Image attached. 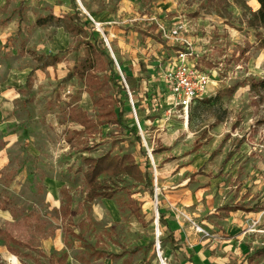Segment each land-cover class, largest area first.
I'll return each instance as SVG.
<instances>
[{
  "label": "rangeland",
  "instance_id": "obj_1",
  "mask_svg": "<svg viewBox=\"0 0 264 264\" xmlns=\"http://www.w3.org/2000/svg\"><path fill=\"white\" fill-rule=\"evenodd\" d=\"M20 1L0 0L2 22L23 18L0 54L16 96L0 171V256L11 261L0 264H183L160 229L158 203L184 233L181 243L213 264H264V90L251 87L264 78L256 1L75 0L74 10L69 0H31L35 19L54 16L42 27L28 24ZM83 23L98 32L122 83L137 81L122 101L142 148L108 123L117 89L106 59L91 63ZM179 27L188 44L170 39ZM181 50L209 76L186 116L165 80ZM79 114L85 127L70 121ZM103 155L129 156L140 175L147 166L153 195L142 176H104L112 198L90 201L83 158Z\"/></svg>",
  "mask_w": 264,
  "mask_h": 264
},
{
  "label": "trees",
  "instance_id": "obj_2",
  "mask_svg": "<svg viewBox=\"0 0 264 264\" xmlns=\"http://www.w3.org/2000/svg\"><path fill=\"white\" fill-rule=\"evenodd\" d=\"M74 10H76V4L75 0H69ZM258 5V10L254 13V16L257 18V20L264 24V0H255ZM23 5L19 7V9H22ZM53 16L48 15L44 18H38L36 20V25L38 27L46 26L49 23L53 21ZM71 19L75 20L76 22L80 23L79 14L77 12H74L72 14ZM83 29L84 35L86 38L90 40V43L88 45V48L91 51V63H96L97 66H100L102 62V58L106 59V65L105 67L109 71L110 74V81L113 83V85L116 87V95H117V101L114 103H117L118 105V111L116 113H113V119L109 120L108 123L111 125H115L118 128H120L122 131H125L127 133L133 134L135 136V140L138 143V145L142 148V143L140 140V137L137 136L134 132H132L131 128L126 126L124 124V102L122 101V98L127 99L128 94L127 90L124 86V83H122L121 78L116 72L115 64L113 59L110 57L108 52L103 48L102 42L98 41V32L94 30L92 26L88 23H83ZM163 43V42H161ZM39 69L38 67L32 69L25 81L24 87L26 89H30L31 86V77L33 76L34 72ZM142 71H145L142 67ZM74 76L73 72L67 74V76L64 78V81H68L72 79ZM125 83L127 85L128 91L130 93H133L136 91L137 88V81L135 78L132 77H124ZM251 87L253 90H264V78L258 81H254L251 84ZM234 91V88H230L226 90V95H231ZM71 122H75L79 124L82 127H85L87 124L86 118L84 115H75L72 116L70 119ZM141 126V124H140ZM142 155L144 156L145 160H147V156L145 152H142ZM83 162L86 166V171L83 174L84 181L86 183V186L88 188V197L91 200L95 198H102L110 200L112 198V194L107 192L104 188V183L102 178L104 176H120V175H130V176H142L144 181V188L149 192L150 195H153V181L150 176V171L147 168V166H144L143 172L140 175L138 168L133 163L132 159L129 156H123V157H116V156H109V155H103L100 157H84ZM225 163V161L223 162ZM141 178V177H140ZM136 217L138 215L136 214ZM158 223L160 226V229L164 231L167 235L166 238L169 240L170 246L173 250H178L181 248L178 242L174 238V231L171 230L169 226V222L167 218H165V213L162 210V206L160 203H158ZM3 235V231L0 229V236ZM163 241V240H162ZM264 253V248L257 251L258 255H261Z\"/></svg>",
  "mask_w": 264,
  "mask_h": 264
},
{
  "label": "crops",
  "instance_id": "obj_3",
  "mask_svg": "<svg viewBox=\"0 0 264 264\" xmlns=\"http://www.w3.org/2000/svg\"><path fill=\"white\" fill-rule=\"evenodd\" d=\"M30 1L31 0H21L19 7L21 5H23V8H27L25 18L29 22L28 24L29 25H36V20L38 18L35 19L33 16V12H32L33 9L31 10V8H30V7H32L31 6L32 4L30 3ZM19 7H18V11L21 10V9H19ZM3 21L4 22H2L0 20V54L2 53L1 51L3 50L4 46L7 43L6 42L7 39L14 36L16 34V32L20 28L23 27V22H22L23 18H20V17L18 20L8 19V20H3ZM4 68L5 67H3L1 65V62H0V139L2 140V144H3V146L0 147V171H2L7 166L8 162H9L7 150L9 149L10 144L8 142L11 141L10 136L13 135L15 132L14 128H12L11 131L8 130V128H7L9 123H11V121H12L10 118L13 116V110H14L13 101H14L16 96H14V93H12L10 90V88H12L11 76L8 75V73H6L8 70L6 71ZM29 72H28V74H29ZM28 74H27V76H28ZM27 76L24 79L23 85L25 84ZM126 77H129V76H126ZM130 77H132V76H130ZM132 78H134V77H132ZM124 86L127 90L128 97L129 98L131 97V99H132L131 93L128 91L125 80H124ZM13 127H14V125H13ZM139 127H141L140 124H139ZM30 160L31 159L26 160V163L28 162L27 163L28 166L31 163ZM23 164H25V162ZM21 171L23 173H21ZM21 171H20V173H18V176L20 175V178L23 179L22 183H25V181L30 182V178L28 177V173H25V169H22ZM23 174H24V177H23ZM18 176L15 177L14 179H12V187L14 186L13 184L15 183L14 180L19 179ZM162 210L164 211L163 208H162ZM4 213L5 212L0 211L1 215H4ZM164 213H165V211H164ZM1 215H0V217H1ZM167 217L168 216L165 213V218H167ZM167 220L169 222V226H170L171 230L174 231V238L178 242L177 244H179L181 246L180 249L174 250V252L181 254L183 256V262H182L183 264H213L212 262H215V261H213V258H205L204 255L201 253V250H197V247L190 246L186 243L185 244L181 243L180 240H182L183 238L185 239L184 233L179 232L180 228L176 222H173V221L169 220L168 218H167ZM0 229H1V225H0ZM0 257L3 260L11 261V260H9L10 257L8 255H1Z\"/></svg>",
  "mask_w": 264,
  "mask_h": 264
},
{
  "label": "built area",
  "instance_id": "obj_4",
  "mask_svg": "<svg viewBox=\"0 0 264 264\" xmlns=\"http://www.w3.org/2000/svg\"><path fill=\"white\" fill-rule=\"evenodd\" d=\"M180 29L172 30L170 39L187 43L179 38ZM190 56V52L178 51L171 70L165 76L175 105L181 108L185 116L194 100L205 94L209 84V76L192 64Z\"/></svg>",
  "mask_w": 264,
  "mask_h": 264
},
{
  "label": "bare ground",
  "instance_id": "obj_5",
  "mask_svg": "<svg viewBox=\"0 0 264 264\" xmlns=\"http://www.w3.org/2000/svg\"><path fill=\"white\" fill-rule=\"evenodd\" d=\"M9 259V258H8ZM18 263V262H17Z\"/></svg>",
  "mask_w": 264,
  "mask_h": 264
}]
</instances>
